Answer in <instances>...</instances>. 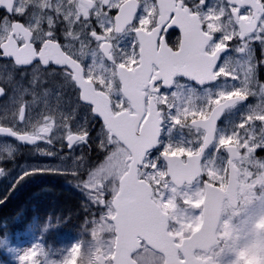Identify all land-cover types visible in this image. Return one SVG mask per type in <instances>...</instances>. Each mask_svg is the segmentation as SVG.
Masks as SVG:
<instances>
[{
  "label": "snow or ice",
  "instance_id": "1",
  "mask_svg": "<svg viewBox=\"0 0 264 264\" xmlns=\"http://www.w3.org/2000/svg\"><path fill=\"white\" fill-rule=\"evenodd\" d=\"M0 9V59L20 77L0 81V137L12 138L0 139V178L12 190L35 175L76 182L99 212L91 240L111 233L80 264H211L206 249L177 245L200 228L201 184L216 187L229 167L264 173V0H0ZM20 146L59 163L16 165ZM133 214L150 217L167 247L141 231L130 247ZM82 243L59 264H75ZM17 260L47 258L34 244Z\"/></svg>",
  "mask_w": 264,
  "mask_h": 264
},
{
  "label": "rangeland",
  "instance_id": "2",
  "mask_svg": "<svg viewBox=\"0 0 264 264\" xmlns=\"http://www.w3.org/2000/svg\"><path fill=\"white\" fill-rule=\"evenodd\" d=\"M257 156L264 157V151L257 150ZM217 163H220V161H217ZM15 171L13 170V174ZM9 179L7 178L4 182V192H8L11 188L9 186ZM220 179L222 181L220 184L226 186L227 179H224L223 174ZM238 181V206L233 207L227 200L223 206L219 225L223 231L220 243L222 246H219L220 253H217V256L220 257L221 264H240V252H244L242 246H244L245 234L250 230L254 237L247 238V240L253 241V244L255 243L254 246L256 247V251L258 250V254L251 251V247L246 243L248 249L245 253L251 252L253 254L248 255L243 260V264H261L260 256L264 254V227H262L264 225V173L252 169L248 175H239ZM196 187V183L193 182L192 190L194 191ZM76 197L81 201L84 200L85 218L82 220V225L73 232L61 233L57 230L59 223H56L53 217L48 218L47 216H40L38 214L31 215L29 213L28 215L19 211L14 218L15 222L20 223L23 227L21 230L14 229L12 224L0 218V264H19L17 257L21 250H27L34 244L41 245L45 251L47 261H56L59 264L62 258L68 254L70 248L78 241H82V247L80 252L77 253V260L75 262V264H80V257L82 255L91 249L100 247L108 241L111 237V233L109 232L102 233V238L97 234L91 240L90 231L91 227L95 226L93 225V221H98V209L94 205L89 208L84 196L77 195ZM203 197L204 195L200 197L202 203L199 211L194 212V216L197 217L199 223L202 222ZM87 211L90 213L89 217ZM185 231L188 230L185 229ZM49 233L50 239H45V241V235ZM40 258L42 260L45 259L43 256Z\"/></svg>",
  "mask_w": 264,
  "mask_h": 264
},
{
  "label": "trees",
  "instance_id": "3",
  "mask_svg": "<svg viewBox=\"0 0 264 264\" xmlns=\"http://www.w3.org/2000/svg\"><path fill=\"white\" fill-rule=\"evenodd\" d=\"M60 175H50V187L46 185L45 179L40 180L35 187H28L21 193L17 189L7 197L2 204L0 218L5 219L16 230L23 227L15 222V215L19 211L23 214H38L40 216L53 217L57 225V230L61 233L76 231L85 218L84 208H79L77 197L68 193L62 185ZM23 200V201H22ZM88 217L90 213L87 211ZM50 239V233L45 235L44 240ZM45 240V241H46Z\"/></svg>",
  "mask_w": 264,
  "mask_h": 264
},
{
  "label": "flooded vegetation",
  "instance_id": "4",
  "mask_svg": "<svg viewBox=\"0 0 264 264\" xmlns=\"http://www.w3.org/2000/svg\"><path fill=\"white\" fill-rule=\"evenodd\" d=\"M3 15H5V12H4L3 9H0V16H3ZM169 33H170V35L166 36L165 38L166 39L175 40L176 35L178 34V30L170 29ZM10 74L13 76L14 79L19 80L20 77H19L18 70L16 68H14L12 66V64L8 60L0 59V81L7 79V77ZM259 75H260L261 81H264V70H262ZM68 94H70V93H68ZM51 102L55 103L54 100H52ZM42 108H43L42 103L38 104L37 112L41 111ZM3 113H4L3 101L0 100V117H2ZM82 116H83V110H81V117ZM101 123H102V121L100 119L90 121L91 135L92 136L96 135L97 131L99 130V127H100ZM0 139L9 140V141L12 140V138H4V137H0ZM12 145L15 147L16 146V142L12 141ZM41 146L42 147H46V145H43V144ZM56 147L58 149L59 145H57ZM65 151H67V149H65ZM84 152L87 154V157L90 160H92L93 162H96L100 158L99 153L96 151V149L94 147L92 148V150H89L87 148V146H85L84 147ZM79 153H80V149L78 148L76 150V154L79 155ZM34 163L57 164V163H59V161L56 160L55 158H51V157H41V156L33 155L32 154V146H20L19 147V151L17 152V154L15 156V164L16 165H23V166L26 167L29 164H34ZM8 167L12 168L13 165L9 164ZM13 170L17 171L18 169L13 168ZM58 177H59V179L63 178L61 181L65 185L64 184H62V185L64 186L65 190L68 193H71V194H73L75 196L81 195V193L79 191H77L73 187H71V184L76 183V182L72 181V178L70 176L60 175ZM6 179L7 178H0V200L4 201L2 204L5 203V201L7 200V197L12 193V188H10V190L8 192L7 191L4 192V186H5L4 182L6 181ZM42 179L43 180L45 179L46 185L50 187V175H35V176H32L31 178L26 179L25 181H23L19 186L16 187V189L19 191V193L22 194V192L24 190H27L28 187H35L36 184L39 182V180H42ZM227 179H228V173H227ZM218 185L221 186V187L225 186V185L222 186L220 183ZM201 189L203 191L205 190V184H201ZM27 191H29V190H27ZM77 201L79 203V208L80 209L84 208L83 207L84 200L81 201L78 198ZM2 204H0V211L3 208ZM219 225H220V222H219V224L217 226V229H216L217 242L207 250V257L206 258L209 261H211V264H221L222 263L220 257L217 256V253L218 254L220 253L219 250H220V247L222 246V244H220V243H221V234L223 233V231L220 229ZM196 251L200 252L201 249L197 248ZM158 264H166V260H164L162 262L158 261Z\"/></svg>",
  "mask_w": 264,
  "mask_h": 264
},
{
  "label": "water",
  "instance_id": "5",
  "mask_svg": "<svg viewBox=\"0 0 264 264\" xmlns=\"http://www.w3.org/2000/svg\"><path fill=\"white\" fill-rule=\"evenodd\" d=\"M238 184V176L229 167L228 180L225 188L219 185L216 187H213L211 184L205 185L203 217L200 228L198 231H193L189 236L184 238L177 247L196 244L197 248L208 250L217 242L216 229L221 218L225 199H228V202L233 207H237L239 204ZM128 224L130 234L127 242L130 247L135 246L133 241L137 231H141L143 235L150 237V243L154 242L158 247H167L166 243L160 241L159 234L150 217L133 214L129 217ZM131 264H136V261L133 260ZM166 264H168L167 260Z\"/></svg>",
  "mask_w": 264,
  "mask_h": 264
},
{
  "label": "bare ground",
  "instance_id": "6",
  "mask_svg": "<svg viewBox=\"0 0 264 264\" xmlns=\"http://www.w3.org/2000/svg\"><path fill=\"white\" fill-rule=\"evenodd\" d=\"M263 210V209H262ZM262 214V213H261ZM263 216H264V213H263ZM245 236H246V238H245V240H244V246H245V244L246 243H248V245H249V247H251V251H253L255 254H258V250L256 251V247L254 246V244H253V241H249V240H247V238H253L254 236H253V233L249 230L246 234H245ZM242 238V237H241ZM242 243V244H243ZM241 244V245H242ZM244 246H242V250L244 251V252H246L247 251V249H248V246H247V244H246V247L244 248ZM238 247V246H237ZM236 247V248H237ZM241 248V247H240ZM232 251V250H231ZM230 251V252H231ZM230 254V253H229ZM237 254V253H236ZM254 258V257H253ZM233 261V260H232Z\"/></svg>",
  "mask_w": 264,
  "mask_h": 264
}]
</instances>
